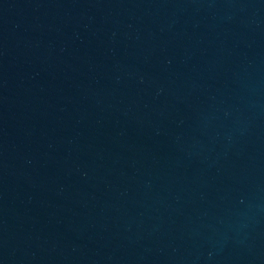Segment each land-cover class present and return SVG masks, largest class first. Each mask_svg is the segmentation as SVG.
Listing matches in <instances>:
<instances>
[{"label": "water", "instance_id": "1", "mask_svg": "<svg viewBox=\"0 0 264 264\" xmlns=\"http://www.w3.org/2000/svg\"><path fill=\"white\" fill-rule=\"evenodd\" d=\"M0 264H264V0H0Z\"/></svg>", "mask_w": 264, "mask_h": 264}]
</instances>
